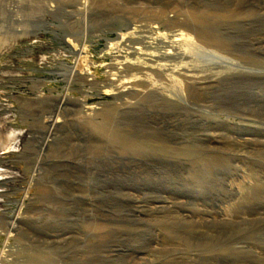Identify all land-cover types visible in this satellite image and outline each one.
Returning a JSON list of instances; mask_svg holds the SVG:
<instances>
[{"label": "rangeland", "instance_id": "rangeland-1", "mask_svg": "<svg viewBox=\"0 0 264 264\" xmlns=\"http://www.w3.org/2000/svg\"><path fill=\"white\" fill-rule=\"evenodd\" d=\"M258 39L264 0H0V264H264Z\"/></svg>", "mask_w": 264, "mask_h": 264}, {"label": "bare ground", "instance_id": "bare-ground-1", "mask_svg": "<svg viewBox=\"0 0 264 264\" xmlns=\"http://www.w3.org/2000/svg\"><path fill=\"white\" fill-rule=\"evenodd\" d=\"M233 14H229V15H215V17L217 18H231V17H237L239 16L240 14H236L235 16H232ZM193 17H194V20L197 22V23H203L202 22V16L200 15V13H196V14H193ZM201 38L204 39L205 42H208L209 44L213 45L214 47H216V49H219L221 46L224 45L223 41L221 39H218L217 37H213V36H210L209 33L207 31H204V30H201ZM199 33V34H200ZM178 35V34H177ZM184 35V34H183ZM174 38V37H173ZM181 40V38H176L174 39L172 42H170L169 44L172 45V46H175L176 43ZM253 43V46L255 49L258 50V48L256 47V45H260L259 48H262L263 47V43H264V39H258L257 41L254 42V40L252 41ZM202 46V45H201ZM167 50V49H166ZM169 52V51H168ZM171 53V52H170ZM207 53V52H206ZM213 54V53H212ZM216 56V55H215ZM207 86V85H206ZM210 89V88H209ZM15 222L13 223H9L8 224V229L9 230H13V228L15 227ZM5 227V226H4ZM8 230V231H9ZM12 233V232H11ZM63 235V234H62ZM40 260V259H39ZM45 263V262H44Z\"/></svg>", "mask_w": 264, "mask_h": 264}]
</instances>
